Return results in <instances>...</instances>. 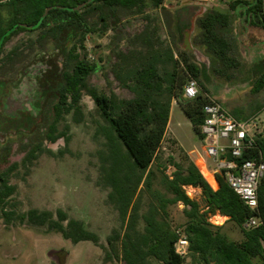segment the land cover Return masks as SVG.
<instances>
[{"label": "trees", "instance_id": "obj_1", "mask_svg": "<svg viewBox=\"0 0 264 264\" xmlns=\"http://www.w3.org/2000/svg\"><path fill=\"white\" fill-rule=\"evenodd\" d=\"M0 40L26 30L22 24L35 27L30 31L40 33L39 42L64 43L74 33L79 47L85 52L78 61L74 75H69L68 95L58 108L57 120L52 133L47 136L51 143L59 138L69 141L67 130L57 125L65 115L73 112V119L83 120L82 98L88 95L106 125H101L96 135L103 136L100 149V180L98 184L109 190L108 201L117 211L121 231L115 230L107 243L113 255L121 252L124 264H264V177L258 188V208L254 212L231 189L224 174L217 175L218 188L214 190L199 168L190 161L187 166L169 157L163 164L159 153L162 149L170 120L172 103L181 108L192 124L193 130L203 139L205 122L204 106L210 103V91L203 81V69L186 51L175 56L174 47L165 45L159 35L160 27L148 24L131 40L139 49L128 53H114L117 59L112 68L120 85L134 94L130 99L99 92L89 84L88 76L97 71L96 64L87 58L85 41L89 34H106L120 14H145L149 7L164 9L165 0H0ZM85 4L79 10L78 6ZM234 7V6H233ZM49 9V10H48ZM264 19V0L254 7ZM6 12V15L4 14ZM149 20V16H146ZM230 14L217 10L207 11L198 17L199 28L194 44L205 48L211 57V72L215 77L231 81L240 67V61L231 52L233 45L226 33L232 24ZM258 18V16H257ZM168 21H173L171 15ZM257 19L253 25H262ZM13 32L8 35L9 30ZM8 35V36H6ZM176 44V43H175ZM200 83L201 92L194 99L184 97V88L190 79ZM264 90V71L252 85L253 93ZM70 102H67V98ZM233 115L241 119L236 113ZM262 133L255 147L243 159L255 158L264 163V121ZM51 153L38 147L24 161L32 162L39 153ZM167 164L174 167L172 175L166 174ZM13 168L0 173V214L6 220L18 219L34 227H46L48 232L60 234L77 244L91 241L100 246V237L90 231L81 220L71 218L58 209H30L16 214L6 210L16 186L10 184ZM160 173L164 191L155 187ZM201 190L203 205L191 198L186 188ZM149 195L146 210H142L144 198ZM184 205L186 218L182 228L173 227L169 207ZM217 214L225 216L241 230L244 239L232 241L222 231L223 226L212 224ZM256 216L262 224L245 229L244 223ZM189 242L185 256L176 253L180 236ZM107 256H111L107 254ZM67 254L60 264H64Z\"/></svg>", "mask_w": 264, "mask_h": 264}, {"label": "rangeland", "instance_id": "obj_2", "mask_svg": "<svg viewBox=\"0 0 264 264\" xmlns=\"http://www.w3.org/2000/svg\"><path fill=\"white\" fill-rule=\"evenodd\" d=\"M196 2L192 0H165L164 9L149 7L145 14H120L117 17V25L114 26L113 24L112 29L108 30L106 34H89L85 41L87 60L97 66V71L90 76L89 83L99 92L109 96L114 94L120 99L134 97L132 92L123 88L115 79L112 68L117 59L114 53L119 51L128 53L130 50L139 49L137 45L131 43V40L139 35L148 24L159 26L160 37L165 42L171 41L170 44L174 47L175 52L179 53L180 49L175 41L178 35H181L182 39L184 38L185 31L191 27L193 18L195 27L192 36L193 43L198 34L199 28L196 21L199 14L194 16L197 11L195 9ZM174 6L184 7L185 11L178 12L179 17L177 16V19L168 21L167 17L173 12ZM146 16H149L150 19L148 20ZM30 35L22 33L13 38L5 46V52L16 44H24ZM54 50L55 47L48 46L45 51L48 54L53 53ZM178 53H176L177 56ZM30 62L31 60L28 59L26 63L18 65L17 73L10 75L11 79L19 78L22 66H26ZM212 79L229 83V81L215 77L211 72L210 80ZM236 83L240 82L238 80L230 82V84ZM238 90L233 91L231 95L237 94L236 97H239V102L245 106L258 100V93L255 94L250 90L238 92ZM258 103L264 105V95ZM226 108L231 113L230 108ZM82 111L84 117L80 124L74 121L72 114H68L58 125L59 130H67L68 143L65 138H61L56 143L50 144L44 141V137L41 135L28 138L29 143H26V137L17 140V136L22 134L21 131L16 134L11 132L4 141L5 143L13 140V145L10 153L3 160H0V172L18 164L17 168L10 174V184L16 186V191L11 196L10 204L6 210H14L16 214H22L30 209L49 210L53 213L62 209L71 218L83 221L90 231L100 237V246L91 241L74 244L70 240L64 239L60 234L48 232L46 227H34L26 222L21 223L18 219L8 221L0 214V219L6 224L14 222L28 230L27 238H23L25 243L23 249H27L29 252L24 256L28 255L30 260L37 259L35 260L36 264H60L65 253L67 257L64 264H120L122 261L121 252H118L117 256L113 255L107 243L108 237L115 230L121 231V221L117 211L108 201L109 190L98 184L101 165L98 151L102 149L104 139L103 136L96 135V131L101 125L106 124L100 117L96 104L88 95L83 96ZM258 113L259 110L256 108L247 116ZM258 117L264 121V109ZM41 121L37 118L33 129L30 132L23 131V133L31 134L38 125H41ZM42 133L43 131L39 134ZM37 142L42 145V149L50 150L51 153H39L37 159L23 164L22 161L30 150L29 146H33ZM201 150L204 158L212 164L213 161L207 156L203 148L202 140L193 130L187 116L175 103L172 106L170 124L159 153L160 161L165 164L168 158L172 157L176 163L187 166L192 161L189 154L201 153ZM166 165V174L170 176L174 172V167L167 163ZM160 176L159 173L155 187L164 191L160 183ZM186 192L191 198L198 200L203 205L200 189L188 187ZM148 198L149 195H146L142 210H146ZM168 210L173 227L182 228L186 221L183 212L184 205L170 206ZM211 222L216 226H223L222 231L230 240L241 241L244 239L238 226L228 221L225 216L217 214L211 218ZM107 254L111 256L109 257ZM25 261L26 259L21 257L16 264H25Z\"/></svg>", "mask_w": 264, "mask_h": 264}, {"label": "flooded vegetation", "instance_id": "obj_3", "mask_svg": "<svg viewBox=\"0 0 264 264\" xmlns=\"http://www.w3.org/2000/svg\"><path fill=\"white\" fill-rule=\"evenodd\" d=\"M192 1H197L195 16L203 10L202 5L204 3L199 0ZM5 2L6 1H0V4H4ZM211 3L221 9L230 11L231 17H235L245 25H253L252 22H257L258 18H260V20L262 19V21L264 20L260 12H255L254 10L258 0H211ZM172 11L171 18L173 20L177 16L179 17L178 12H183L185 10L184 7L174 6ZM4 14L6 15V12H4ZM113 24L116 26L114 21L112 25ZM22 25L26 30L10 35L13 32L11 29L7 32V34L10 35L9 38L5 39V36H3L0 40V144L4 143L11 132L16 134L18 131H21L22 134L17 136V140L26 137V143H29L28 138L30 139L34 138L36 135H41L44 137V141L54 144L62 137L56 142L51 143L50 140L47 139V136L52 133L54 123L57 120L58 108L64 99L63 93L65 92L66 95H68L69 75H74L78 61L84 60L85 52L79 47V39H77V36H75L73 32L70 33V37L66 39L63 44L54 41H48L46 43L44 41H38L40 36L38 31H30L35 29L34 26ZM111 29L110 27V30ZM22 33L31 35L24 44H16L5 52L4 49L7 43ZM34 34L35 36H33ZM161 39L163 40V38ZM165 45L168 44L165 43ZM48 46L55 47L53 53L47 54L45 50ZM31 55L33 56L32 59ZM27 58L29 61L31 60V62L26 64V66H22L23 68H21L20 75L18 72L20 77L11 79L10 75L16 74L17 66L26 63L28 60ZM93 73L94 72L88 76V81ZM13 102L15 106H18L11 111ZM67 102H70V97L69 99L67 98ZM73 112L74 111L70 114L73 115ZM37 118L42 120L41 125H38L37 129L31 134H24L23 131L27 130L30 132L33 129ZM64 119L65 117L63 120ZM61 122L62 120L59 124ZM41 131H43V133L39 134ZM12 141L13 140H10L0 145V160H3L4 157L10 153L13 145ZM29 147L30 150L27 155L33 150L38 151V147L42 148V145L37 142ZM25 158L22 161L23 164ZM17 165L18 164H14L2 172L11 168L14 170L17 168Z\"/></svg>", "mask_w": 264, "mask_h": 264}, {"label": "built area", "instance_id": "obj_4", "mask_svg": "<svg viewBox=\"0 0 264 264\" xmlns=\"http://www.w3.org/2000/svg\"><path fill=\"white\" fill-rule=\"evenodd\" d=\"M211 3V0H199ZM200 93L196 79H190L184 88V97L194 99ZM210 103L204 106L205 122L202 126L203 142L211 160L215 163V174H224L226 182L252 211L258 208V188L264 177V163L255 159H243L255 147L256 139L262 133V122L257 115L238 119L220 102L209 96ZM262 220L256 216L243 225L245 229L256 228ZM189 242L180 236L176 253L185 256ZM120 264H123L121 261Z\"/></svg>", "mask_w": 264, "mask_h": 264}, {"label": "crops", "instance_id": "obj_5", "mask_svg": "<svg viewBox=\"0 0 264 264\" xmlns=\"http://www.w3.org/2000/svg\"><path fill=\"white\" fill-rule=\"evenodd\" d=\"M247 28H249V33L247 36H245ZM226 33L233 45V50L231 54L235 58H237L241 64L239 70H237L238 72L236 71L235 73V77L230 82L234 80H238L240 82V83H236L237 85L236 90L240 89L238 90V92L239 91L245 92L249 90L252 91V84L254 80H256V78L264 71V28L262 27V25H248V24L245 25L242 22L238 21L235 17H233L232 24L228 29H226ZM165 43L168 44L169 42H165ZM175 43L177 44L178 48L181 51H185V49H183V45H185V37L182 39L181 35L180 36L178 35ZM194 46L200 49L201 51H203L210 58L212 57L210 54L206 52L204 47L195 44ZM253 46H256V48L254 49L255 51L251 49ZM245 47L249 49H246ZM176 53L175 56L177 57ZM263 93L264 90L257 94L259 96H258V100H256L255 103L253 102V104L246 106L241 102H239V97H236L238 96L237 94H234L233 96L231 95L232 93L230 95L223 94L222 96L214 98L210 93V97L212 99L214 98L216 101H219L225 108L229 107L232 114L234 112L241 119H247L251 116H255V115L259 116L260 112H262V110L264 109V105L262 106L258 103V101L262 99L264 95ZM175 103L176 102H173L172 106ZM246 107L247 110H249L248 112L246 110ZM256 108L257 110H259L258 114L247 116L248 113H250L251 111H255ZM171 113H172V107H171ZM169 124H170V120H169ZM203 148L207 154L204 142H203ZM200 152L201 153L199 152L191 153V155L189 154V156L191 160L195 163V165L199 168L200 172L203 174L207 182L212 186L214 190H216L218 188V180H217V175L215 174V163L214 162H212V164L209 163L204 158L202 150ZM28 233H29L28 230H26L24 226H20L19 224H16L14 222L6 224L5 222H3L2 219H0V264H16L21 257L22 258L24 257L26 259L25 264L37 263L35 261L37 259L30 260L28 255L24 256L29 252L27 251V249L26 250L23 249V246L25 244L23 242V238L26 239Z\"/></svg>", "mask_w": 264, "mask_h": 264}, {"label": "water", "instance_id": "obj_6", "mask_svg": "<svg viewBox=\"0 0 264 264\" xmlns=\"http://www.w3.org/2000/svg\"><path fill=\"white\" fill-rule=\"evenodd\" d=\"M83 6H85V4L78 6L77 8H75V10H79ZM202 6H203L202 7L203 10L199 13V16L203 15L204 13H206L207 11H210V10H217V11H220L223 13H228V14L231 13L228 10H224V9L219 8L218 6H214L213 3H204ZM194 32H195V27H194V18H193L192 23H191V27L188 28L184 34L185 45H183V49H185V51L193 58L194 62H196L197 64H199L202 67L203 72H204L203 81H204L205 85L207 86V88L209 89L211 95L214 98L222 96L223 94H229L230 95L231 93H233V91H235L237 89V85L236 84H230V82L229 83L219 82V81H217V79L210 80L211 79V58L209 56H207L203 51H201L200 49H198L194 46L193 41H192V36L194 35ZM248 33H249V28L246 29L245 36H247ZM255 48H256V46H253L251 49L254 50ZM246 49H249V48H246ZM14 102H13V106L11 107V111L18 106V105L15 106L16 102L15 103Z\"/></svg>", "mask_w": 264, "mask_h": 264}]
</instances>
